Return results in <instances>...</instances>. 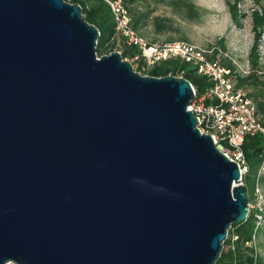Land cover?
I'll list each match as a JSON object with an SVG mask.
<instances>
[{
	"label": "water",
	"instance_id": "water-1",
	"mask_svg": "<svg viewBox=\"0 0 264 264\" xmlns=\"http://www.w3.org/2000/svg\"><path fill=\"white\" fill-rule=\"evenodd\" d=\"M80 3L0 0V264H216L241 164L185 76L147 75Z\"/></svg>",
	"mask_w": 264,
	"mask_h": 264
},
{
	"label": "rangeland",
	"instance_id": "rangeland-1",
	"mask_svg": "<svg viewBox=\"0 0 264 264\" xmlns=\"http://www.w3.org/2000/svg\"><path fill=\"white\" fill-rule=\"evenodd\" d=\"M125 1L139 32L148 40L186 39L211 49L212 55L218 51L216 59L230 60L236 65L235 70H232L234 75L248 74L251 69L250 58L258 59L260 71H264V25L259 28L260 37L253 29L254 14L264 12V0ZM242 88L247 93L253 89L251 84ZM257 193L254 201L250 202V209L257 207V212L264 214L263 187ZM260 228L254 243L264 258V221ZM6 264L13 263L9 260Z\"/></svg>",
	"mask_w": 264,
	"mask_h": 264
},
{
	"label": "built area",
	"instance_id": "built-area-1",
	"mask_svg": "<svg viewBox=\"0 0 264 264\" xmlns=\"http://www.w3.org/2000/svg\"><path fill=\"white\" fill-rule=\"evenodd\" d=\"M108 3L114 16L116 32L114 38L121 42L125 39L128 44L137 46L140 52L133 57H126L137 65L142 60L146 68L157 63L173 58V60L188 61L193 63L198 73L208 76L213 85L206 94L199 95L195 89L193 100L187 105V109L198 117V126L205 133H211L215 143L223 152L241 164V170L247 169L244 158L243 141L246 135L261 132L264 143V124L257 115V104L242 87H237V75L221 60L212 56V50L203 48L186 39L148 40L132 25V15L125 0H104ZM116 49V48H115ZM117 50V49H116ZM120 51V50H119ZM121 52V51H120ZM135 68V67H134ZM185 68H179L175 76H183ZM218 98V102L208 105L204 103L206 97ZM226 140L227 144H223ZM264 157V150H263ZM264 169V164L263 168ZM251 208V203H250ZM261 223L264 214L256 213Z\"/></svg>",
	"mask_w": 264,
	"mask_h": 264
},
{
	"label": "trees",
	"instance_id": "trees-1",
	"mask_svg": "<svg viewBox=\"0 0 264 264\" xmlns=\"http://www.w3.org/2000/svg\"><path fill=\"white\" fill-rule=\"evenodd\" d=\"M73 3H80L83 13L89 23H95L100 29L101 33L98 35V44L96 50L99 55H105L112 49L116 48L120 50L122 56L133 57L136 53L140 52L137 46L130 45L125 39H121V42L116 41L114 38V32H116L114 16L108 3L104 0H69ZM126 2V1H125ZM128 7V5H127ZM130 9V8H129ZM131 12V11H130ZM132 15V14H131ZM254 27L257 37L261 36V28L264 25V12L260 15L254 14ZM133 18V16H132ZM133 21V19H132ZM133 27L139 30L135 21L132 22ZM179 39V38H177ZM175 39V40H177ZM218 51H215L212 55L216 57ZM251 59V69L247 75L240 73L237 75V87H245L252 85L253 89L250 90L253 100L257 104V115L264 124V71H260V62L256 58ZM135 70H139L143 74L147 75H159L165 76L166 74H173L174 76L178 73L179 68H185L183 76L187 77L188 80L194 84V88L197 90L199 95L207 93L213 81L208 76L196 72L197 68L188 61L173 60V58L159 62L150 68H146L142 60H138ZM222 63L229 66L232 70H235L234 65L230 60H223ZM135 67V66H134ZM218 102V98L206 97L204 103ZM263 136L261 132L255 134L246 135L245 141H243L244 158L246 160L247 169L243 174L244 186L247 188L249 202L254 201L255 196L260 187L264 190V172L262 171L264 164L263 150ZM227 144L224 140L223 144ZM258 208H252L249 211V216L246 220L240 223H232L230 226L229 234L227 239L224 241L226 248L219 255L216 264H264V258L260 255L257 246L254 243L258 236L261 228V223L257 221Z\"/></svg>",
	"mask_w": 264,
	"mask_h": 264
}]
</instances>
